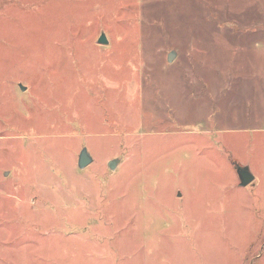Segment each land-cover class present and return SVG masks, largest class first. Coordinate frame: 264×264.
Listing matches in <instances>:
<instances>
[{
  "label": "rangeland",
  "instance_id": "obj_1",
  "mask_svg": "<svg viewBox=\"0 0 264 264\" xmlns=\"http://www.w3.org/2000/svg\"><path fill=\"white\" fill-rule=\"evenodd\" d=\"M0 264H264V0H0Z\"/></svg>",
  "mask_w": 264,
  "mask_h": 264
},
{
  "label": "water",
  "instance_id": "obj_2",
  "mask_svg": "<svg viewBox=\"0 0 264 264\" xmlns=\"http://www.w3.org/2000/svg\"><path fill=\"white\" fill-rule=\"evenodd\" d=\"M107 43L108 42H107L105 35L103 33H101L99 38L97 39V44L106 45ZM172 56H173V53L170 54L169 61L172 60V58H173ZM91 162H92L91 157L87 153V150L85 148H83L81 150V152L79 153V156H78V168L83 169V168L87 167ZM115 164H116V160H111L108 163V166L110 169H113ZM236 173H237L238 178H239L240 186H242V187L249 185L254 180L253 174L249 171V169L247 167H238L236 169Z\"/></svg>",
  "mask_w": 264,
  "mask_h": 264
}]
</instances>
